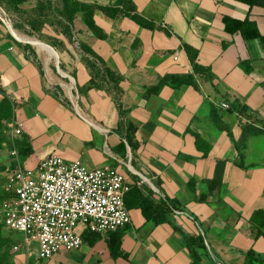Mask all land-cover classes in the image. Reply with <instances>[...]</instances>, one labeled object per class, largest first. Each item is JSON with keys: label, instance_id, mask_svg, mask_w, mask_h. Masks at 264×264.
I'll use <instances>...</instances> for the list:
<instances>
[{"label": "crops", "instance_id": "obj_1", "mask_svg": "<svg viewBox=\"0 0 264 264\" xmlns=\"http://www.w3.org/2000/svg\"><path fill=\"white\" fill-rule=\"evenodd\" d=\"M75 1L112 6L118 0ZM123 1L151 27L124 15L112 18L96 8L91 18L103 38L88 27L82 11L71 20L74 41H66L61 51L23 36L49 46L66 72L63 76L73 78L75 113L47 93L43 101L50 85L37 83L35 61L26 57L15 38L42 54L43 50L18 39L14 34L22 35L10 24L14 33L8 23L6 27L15 38L0 26V87L19 102L16 123L31 147L23 165L34 166L50 153L79 160L88 168L111 165L143 195L154 201L174 200L179 208L172 211L181 212L171 211L168 223L154 224L139 208H128L130 222L120 229L126 259L111 257L106 237H100L92 246L82 242L68 262L74 258L89 264H243L249 250L264 254V237H256L248 221L253 211L264 208V134H244L241 128L247 123L264 125V42L227 33L222 21L224 16L247 18L264 36V7H248L237 0ZM81 44L119 77V101L134 126L135 149L125 141L124 150L117 148L121 138L113 131L118 112L111 96L104 90L85 89L90 73ZM182 44L195 50V63L204 72L194 73ZM44 56L46 61L55 60L53 55ZM185 74L192 75V84L167 77ZM222 102L230 108L245 106L250 117L221 108ZM192 133L210 145L206 156ZM219 160L225 161L221 184L208 190L205 180L213 177ZM190 179L194 190L188 186ZM198 234L205 247L196 248L199 261L193 263L184 236Z\"/></svg>", "mask_w": 264, "mask_h": 264}, {"label": "built area", "instance_id": "obj_2", "mask_svg": "<svg viewBox=\"0 0 264 264\" xmlns=\"http://www.w3.org/2000/svg\"><path fill=\"white\" fill-rule=\"evenodd\" d=\"M219 106L230 109L226 102ZM5 179L0 221L36 244L37 259L79 249L84 231L105 238L130 222L125 195L131 183L111 165L88 168L79 160L50 153L31 167L8 166Z\"/></svg>", "mask_w": 264, "mask_h": 264}, {"label": "rangeland", "instance_id": "obj_3", "mask_svg": "<svg viewBox=\"0 0 264 264\" xmlns=\"http://www.w3.org/2000/svg\"><path fill=\"white\" fill-rule=\"evenodd\" d=\"M78 11H82L81 6L74 0H0V26L13 38L15 36L7 29V23L18 34L39 39L55 51H61L65 48L66 41H74L71 20ZM15 41L24 46L26 57L35 61L37 83L42 87L46 83L50 85L48 89L43 90V101L47 93L49 97L75 113L78 103L73 81L67 75L60 74L54 59L46 61L44 54L40 53L36 46L16 38ZM81 47L85 49L83 44ZM86 56L88 62L96 64L87 52ZM58 66L66 74L60 63ZM52 79L55 81L52 82ZM18 105L19 102L9 97L0 87V205L7 194L6 168L25 163L31 154L26 134L22 130L18 134L15 133V129L21 128L16 123ZM13 151L15 155H12ZM125 172L134 176L129 171ZM35 247L34 242L27 243L21 233L7 229L0 221V264H89L74 258H71L73 263L68 262L67 258L71 257V252L56 254L50 259H37Z\"/></svg>", "mask_w": 264, "mask_h": 264}, {"label": "trees", "instance_id": "obj_4", "mask_svg": "<svg viewBox=\"0 0 264 264\" xmlns=\"http://www.w3.org/2000/svg\"><path fill=\"white\" fill-rule=\"evenodd\" d=\"M240 1L248 7L252 6H260L264 7V0H237ZM74 2H76L74 0ZM78 3V2H76ZM81 10L84 14L85 22L87 23L88 27L99 37H104V34L93 24L92 22V12L94 9H99L106 15L114 18L118 15H124L130 17L136 23L140 24L141 26L151 27V23L147 22L136 13H134L133 6L125 2L123 0H118L112 6H97L91 4H81ZM224 23V29L227 33L233 34L235 32H239L244 39H252V38H259L262 42H264V36L260 35L258 29L254 22L244 18L242 20L230 18L224 16L222 18ZM85 46V45H84ZM183 49L188 55V58L192 64L194 73L197 72H204L205 69L200 67L195 63L196 52L192 48H190L186 44H182ZM85 52L90 54L96 64L94 62H88L86 59V64L90 73V79L88 85L85 89L89 88H96L100 90H104L108 95L111 96L114 104L116 106L118 112V122L116 128L113 130L116 132L121 141L118 144L117 148L124 150L125 149V142L130 146L131 150L136 148V142L133 139L134 134V126L132 123L126 119L125 117V109L122 107L119 101V94L121 90L119 88V77L109 68L106 66L105 61L96 55L91 49L85 46ZM249 70V65L246 63V71ZM172 80L178 83H187L192 84V75L185 74V75H171L167 76ZM231 112L235 111L239 114L244 115L246 118L250 117L246 114L247 108L245 106L236 105L229 109ZM212 120L216 124L218 128H222L219 125L216 115L213 111H211ZM264 124V123H263ZM242 132L244 134H264V125L262 127H257L253 123H247L242 125ZM195 138V144L197 147L203 146V156L207 155L208 150L210 149V145L201 141L199 135L196 133H192ZM125 141V142H124ZM239 150V146H238ZM240 156L242 157V153L240 152ZM225 161L219 160L215 164L214 175L211 179L205 180L207 184L208 190H213L220 186L222 175L224 171ZM238 166L243 167L242 162L238 164ZM244 168V167H243ZM158 181H156V185ZM188 186L191 190H194V181L192 179L189 180ZM151 191H148V194H151ZM205 196H200L201 200H204ZM125 203L127 208L137 207L141 210L142 215L145 219L152 220L154 224H160L169 222L167 219V214H169L172 209L179 208L178 203L174 200H169L167 198L161 199L159 201H154L150 199L148 196L142 194L140 188L135 185H131L130 190L125 195ZM248 221L251 223L252 228L256 229V237L263 236L264 237V208L257 209L252 212ZM121 236L122 233L120 229L113 231L108 234L106 237L107 247L111 257H122L126 259L128 257L127 253L122 251L121 249ZM82 242L87 243L89 246L94 245V243L100 238V236L94 232L84 231L81 234ZM185 247L188 250V253L193 259V263H197L199 261V256L196 252V248H204L203 238L200 234L198 235H185ZM254 261L256 262H264V254H256L252 250H249L245 253V261L243 264H252Z\"/></svg>", "mask_w": 264, "mask_h": 264}, {"label": "bare ground", "instance_id": "obj_5", "mask_svg": "<svg viewBox=\"0 0 264 264\" xmlns=\"http://www.w3.org/2000/svg\"><path fill=\"white\" fill-rule=\"evenodd\" d=\"M7 26H8V28H9V30H10L12 33H14L13 30L11 29L10 25L8 24ZM14 35H15L18 39H20V40L30 41V42L36 43L37 46H38L41 50H43V52H44V54L46 55L47 58H50V57H52V55H53L54 58H55V61H56V54H55V52H54L49 46H47V45H45V44H43V43H41V42H38L37 40H31V39H29V38H26V37H23V36L21 37V36H18V35H16V34H14Z\"/></svg>", "mask_w": 264, "mask_h": 264}, {"label": "water", "instance_id": "obj_6", "mask_svg": "<svg viewBox=\"0 0 264 264\" xmlns=\"http://www.w3.org/2000/svg\"><path fill=\"white\" fill-rule=\"evenodd\" d=\"M56 54V53H55ZM56 64H57V68H58V71L62 74V75H65L58 67V56L56 55ZM72 81H73V78L72 77H69Z\"/></svg>", "mask_w": 264, "mask_h": 264}]
</instances>
